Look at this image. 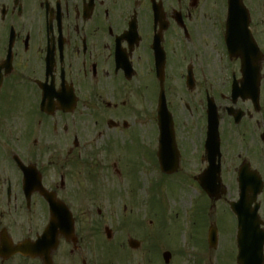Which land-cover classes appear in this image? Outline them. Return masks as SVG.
I'll list each match as a JSON object with an SVG mask.
<instances>
[{
    "label": "flooded vegetation",
    "instance_id": "obj_1",
    "mask_svg": "<svg viewBox=\"0 0 264 264\" xmlns=\"http://www.w3.org/2000/svg\"><path fill=\"white\" fill-rule=\"evenodd\" d=\"M248 7L250 35L230 51L218 0H0V234L36 241L51 219L50 196L55 213L74 219L75 233L59 235L66 264H235L234 249L220 255L209 241L216 223L220 242L225 222L208 206L228 204L227 196L211 200L197 176L214 172L212 160L221 172L248 164L264 185V15ZM242 59L247 81L252 63L260 81L258 107L245 98L252 86ZM214 108L218 152L207 142ZM161 125H169L162 150ZM142 170L186 172L200 190L182 218L179 250L144 218L133 221L134 234L112 224L103 237L95 232L86 172ZM92 189L95 198L100 188ZM58 250L54 264L64 260ZM11 259L44 264L41 256Z\"/></svg>",
    "mask_w": 264,
    "mask_h": 264
},
{
    "label": "rangeland",
    "instance_id": "obj_2",
    "mask_svg": "<svg viewBox=\"0 0 264 264\" xmlns=\"http://www.w3.org/2000/svg\"><path fill=\"white\" fill-rule=\"evenodd\" d=\"M247 1L248 0H246V2ZM218 2L220 10H223V8L226 10V1L218 0ZM248 5L250 8L252 7L253 10H259L258 12L264 10V0H253L251 5L249 3ZM258 12L257 17L262 18L264 14ZM131 150L134 151V148H131ZM135 154L136 152L134 156H136L137 159V155ZM160 173L161 172H145L143 170L141 172H120V174L109 171L105 172L104 175L103 172H94L93 174L91 172H86L87 185L93 186L92 188H100V190H97V197L95 198H93V189L88 186L87 190V193L91 191V217L96 219L95 223L97 225V230L95 232L97 235L99 234L103 237V227L105 224H112L119 229V233H121V226L127 230L123 232L130 231L134 234L133 232L140 230V227H134L135 222L133 221H139V218L143 220L144 218L145 227L149 229L151 233L156 231L157 234L162 236L163 240L172 244L171 247L173 249L176 247L175 249L179 250L184 239L183 236L181 237L182 218L185 212L194 205L196 197L201 193L196 184L190 183V185H188L186 184L187 182L183 180L184 177L182 175L186 172H182L178 176L171 178H168L169 176L160 175ZM222 177L224 184L228 188L227 198L229 200L236 199L239 192L236 180L237 172H223ZM191 181L193 180L191 179ZM96 184L98 185L95 186ZM262 198L264 199V195ZM198 205L199 208L203 207L202 200L199 201ZM98 209L101 210V214L98 213ZM226 209H228L226 202H220L215 210H211L213 213L212 218L217 221L220 215L225 214ZM151 217L155 225H151L148 221ZM92 222L94 223V221ZM141 222L143 223V221ZM220 222H223V220H220ZM224 222L227 226H230V229L228 231L223 224L225 231L222 234L223 243L221 250H223V248H231L232 250L234 248L235 230H232L233 221L230 214H225ZM91 232L93 233L94 231ZM172 248L171 250L174 251L175 249L173 250ZM65 250L66 247L61 248L57 252L58 257H63ZM219 254H221V252ZM176 257H178V259L180 258L178 252H176ZM222 259L221 261L223 262L224 260ZM64 263L66 264V258H64L62 264ZM225 263L233 264L229 259H227ZM7 264L23 263L20 260H12Z\"/></svg>",
    "mask_w": 264,
    "mask_h": 264
},
{
    "label": "water",
    "instance_id": "obj_3",
    "mask_svg": "<svg viewBox=\"0 0 264 264\" xmlns=\"http://www.w3.org/2000/svg\"><path fill=\"white\" fill-rule=\"evenodd\" d=\"M229 10L228 26L230 34L231 32L233 34L243 32L244 26H247L244 19L248 21V12L243 0H229ZM255 97H258V86L256 87ZM246 169L243 166L242 171L239 172L240 198L237 202L231 203L239 220L237 234L238 263L264 264V230L261 228L262 221L258 214L260 204L256 202L258 194L262 191V182L256 173L247 172ZM200 179L209 195H218L221 191V172H205ZM254 203L256 204L253 205ZM53 224L51 223V229L55 228ZM48 238L50 240V235H48ZM49 245L54 246V243Z\"/></svg>",
    "mask_w": 264,
    "mask_h": 264
}]
</instances>
